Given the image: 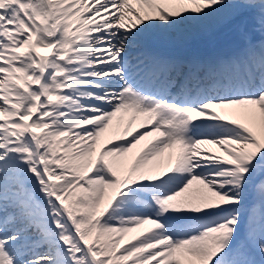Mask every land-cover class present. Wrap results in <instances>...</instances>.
<instances>
[{"label": "snow or ice", "instance_id": "snow-or-ice-1", "mask_svg": "<svg viewBox=\"0 0 264 264\" xmlns=\"http://www.w3.org/2000/svg\"><path fill=\"white\" fill-rule=\"evenodd\" d=\"M0 264H264V0H0Z\"/></svg>", "mask_w": 264, "mask_h": 264}, {"label": "bare ground", "instance_id": "bare-ground-1", "mask_svg": "<svg viewBox=\"0 0 264 264\" xmlns=\"http://www.w3.org/2000/svg\"><path fill=\"white\" fill-rule=\"evenodd\" d=\"M196 42H202L204 44V46H203L204 48L201 47V49L199 48L200 50H204L207 47V41L206 40H196V41L193 42V44L196 43Z\"/></svg>", "mask_w": 264, "mask_h": 264}, {"label": "rangeland", "instance_id": "rangeland-1", "mask_svg": "<svg viewBox=\"0 0 264 264\" xmlns=\"http://www.w3.org/2000/svg\"><path fill=\"white\" fill-rule=\"evenodd\" d=\"M196 46H198V47H203L204 46V44L202 43V42H198L197 44H195Z\"/></svg>", "mask_w": 264, "mask_h": 264}]
</instances>
